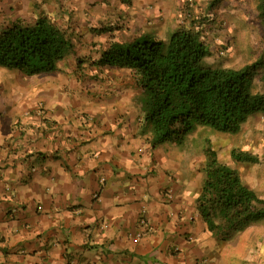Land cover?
Returning <instances> with one entry per match:
<instances>
[{"label":"crops","instance_id":"1","mask_svg":"<svg viewBox=\"0 0 264 264\" xmlns=\"http://www.w3.org/2000/svg\"><path fill=\"white\" fill-rule=\"evenodd\" d=\"M182 1L0 0V30L46 14L76 45L55 72L0 66V264H208L203 193L153 144L131 71L94 63L169 38Z\"/></svg>","mask_w":264,"mask_h":264},{"label":"trees","instance_id":"2","mask_svg":"<svg viewBox=\"0 0 264 264\" xmlns=\"http://www.w3.org/2000/svg\"><path fill=\"white\" fill-rule=\"evenodd\" d=\"M191 7L194 11L189 5L186 14ZM183 17H179L177 29L169 38L158 40L146 35L116 40L94 62L99 67L131 71L154 145L170 141L180 144L196 123L237 134L252 116L264 114V52L240 68L208 65V28L196 16L189 24ZM259 19L264 29V0L259 5ZM75 47L69 30L44 14L32 24L0 30V66L27 76L55 72ZM258 81L263 85L260 89ZM214 156L206 169L200 199L208 229L235 233L263 220L264 199L243 182L239 171ZM237 158L258 162L246 151L238 152Z\"/></svg>","mask_w":264,"mask_h":264},{"label":"rangeland","instance_id":"3","mask_svg":"<svg viewBox=\"0 0 264 264\" xmlns=\"http://www.w3.org/2000/svg\"><path fill=\"white\" fill-rule=\"evenodd\" d=\"M261 1H182L179 16L184 15L183 21L189 24L196 16L203 21V26L206 25L204 28H208L205 35L211 41V54L205 60L206 64L240 68L262 55L264 29L259 19ZM189 5L194 6V11L191 7V12L186 14L185 8ZM262 86V82L258 81V89ZM165 147L169 158L175 159L181 167L180 175L190 182L189 189L194 194L204 193L206 169L213 159V152L218 161L239 171L243 182L264 199L263 113L252 116L237 134L196 123L180 144L170 141ZM242 151L256 156L258 162L238 161L237 154ZM218 222L224 224L223 220L218 219ZM214 236L208 264H264V219L248 224L235 233L219 229Z\"/></svg>","mask_w":264,"mask_h":264},{"label":"built area","instance_id":"4","mask_svg":"<svg viewBox=\"0 0 264 264\" xmlns=\"http://www.w3.org/2000/svg\"><path fill=\"white\" fill-rule=\"evenodd\" d=\"M167 194L169 195L170 198H173L174 197L173 189L172 188L168 189ZM146 214H147V210L146 208H143L142 215L139 220L140 230L136 234V237L134 238L135 241H139L140 238H142L144 235L152 231L151 222Z\"/></svg>","mask_w":264,"mask_h":264}]
</instances>
